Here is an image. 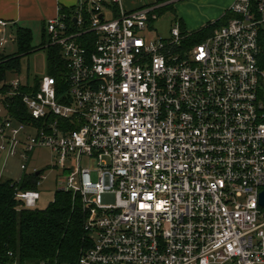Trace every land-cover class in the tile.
Segmentation results:
<instances>
[{
	"label": "built area",
	"instance_id": "2783aa9c",
	"mask_svg": "<svg viewBox=\"0 0 264 264\" xmlns=\"http://www.w3.org/2000/svg\"><path fill=\"white\" fill-rule=\"evenodd\" d=\"M162 5L59 6L44 30L61 76L11 78L0 94V153L23 176L36 148L55 151L58 189L90 209L92 245L42 264H264V0H234L196 43L175 17L168 35L146 33ZM8 26L0 46L16 41ZM16 195L27 208L41 198Z\"/></svg>",
	"mask_w": 264,
	"mask_h": 264
},
{
	"label": "trees",
	"instance_id": "16d2710c",
	"mask_svg": "<svg viewBox=\"0 0 264 264\" xmlns=\"http://www.w3.org/2000/svg\"><path fill=\"white\" fill-rule=\"evenodd\" d=\"M63 10L70 11L64 7ZM226 19H219L193 32L190 41L204 40ZM15 32L17 52L0 54V94L9 90L11 75L20 73L21 56L34 49L30 28L18 26ZM262 43L264 45V34ZM48 48L50 74L60 77L63 60L59 48ZM12 100V110L22 113L24 106L21 100L17 97ZM38 180L37 171L26 172L20 181L11 178L0 180V264L73 262L92 245L91 233L86 228L90 209L85 207L79 194L57 189L53 201L45 208H27L17 198L16 193L20 189H36Z\"/></svg>",
	"mask_w": 264,
	"mask_h": 264
},
{
	"label": "rangeland",
	"instance_id": "374dc122",
	"mask_svg": "<svg viewBox=\"0 0 264 264\" xmlns=\"http://www.w3.org/2000/svg\"><path fill=\"white\" fill-rule=\"evenodd\" d=\"M227 0H123L127 9H133L144 5L163 4L156 11L159 18L154 21L152 28L146 30L150 36L157 38L169 34L172 27V19L175 17L181 20L185 28L189 31L196 32L208 26L218 18L216 14L223 10V6ZM224 22V21H223ZM14 30V29H13ZM152 30L150 33L149 31ZM154 30V31H153ZM16 31V30H15ZM14 31V32H15ZM33 46L34 49L23 54L21 60L20 73L12 74V78H20L22 82H30L32 84L39 79L51 73L50 63L48 59L49 48L46 46L49 36L45 30L39 25H32ZM16 33V32H15ZM17 42H9L5 46H0V54H13L17 52ZM68 163V165H70ZM83 166H90L92 171V179H97L94 168L96 161L84 156L82 159ZM27 172L41 170L43 176H39L40 185L36 190L41 194V198L37 203L38 208H45L53 201L57 189L60 187L58 177L60 169L58 168V154L50 148H36L29 162ZM8 170L14 180L20 179L23 174L20 162L11 160L8 163ZM264 210V209H263Z\"/></svg>",
	"mask_w": 264,
	"mask_h": 264
},
{
	"label": "crops",
	"instance_id": "0c3cea01",
	"mask_svg": "<svg viewBox=\"0 0 264 264\" xmlns=\"http://www.w3.org/2000/svg\"><path fill=\"white\" fill-rule=\"evenodd\" d=\"M79 0H0V19L9 23V29L15 31L18 26L27 27L32 30V25H39L43 30L47 19L57 15L58 7L62 6L68 10L76 7ZM234 0H227L221 12L216 14L213 22L227 17L226 12ZM14 29V30H13ZM20 162L18 157H10L0 153V180L14 178L8 170L11 161Z\"/></svg>",
	"mask_w": 264,
	"mask_h": 264
},
{
	"label": "water",
	"instance_id": "95a60500",
	"mask_svg": "<svg viewBox=\"0 0 264 264\" xmlns=\"http://www.w3.org/2000/svg\"><path fill=\"white\" fill-rule=\"evenodd\" d=\"M37 174H40V171H37ZM259 204L264 208V189L261 191L259 195Z\"/></svg>",
	"mask_w": 264,
	"mask_h": 264
},
{
	"label": "snow or ice",
	"instance_id": "6c2138e0",
	"mask_svg": "<svg viewBox=\"0 0 264 264\" xmlns=\"http://www.w3.org/2000/svg\"><path fill=\"white\" fill-rule=\"evenodd\" d=\"M142 207H143V205H142Z\"/></svg>",
	"mask_w": 264,
	"mask_h": 264
}]
</instances>
